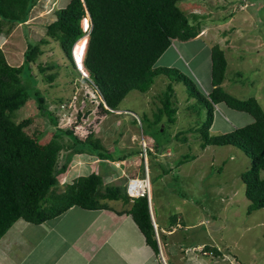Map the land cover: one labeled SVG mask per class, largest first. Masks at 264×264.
Masks as SVG:
<instances>
[{"label":"rangeland","instance_id":"obj_1","mask_svg":"<svg viewBox=\"0 0 264 264\" xmlns=\"http://www.w3.org/2000/svg\"><path fill=\"white\" fill-rule=\"evenodd\" d=\"M69 1L38 0L36 12H30L26 22L0 20V48L8 62L19 66L28 59L32 69L26 65L22 74L30 98L14 112L13 119L22 124L23 119L31 118L32 121L23 124V127L41 142L56 138L62 144L60 166L77 140L89 143L99 141L102 148L85 143L84 152L79 153V157L72 155L71 161L75 156L79 159L85 157L83 153H100L116 159L110 160L112 169L122 167L130 172L135 168L137 175L142 177L146 175L145 163L148 159L149 188L157 220L167 218L183 224L201 219H205V223L212 220L214 223L209 226L204 223L191 229L184 228L185 232L181 235L186 237V243H194L197 239L209 242L210 237L214 240L220 238L227 244L226 251L237 262L264 264V208L248 214L250 201L246 197L242 179V173L252 166L251 158L234 145L201 148L198 128L208 119V108L197 98L190 97L186 84L172 81L176 75L158 76L147 92L132 90L117 110L106 113L100 105L102 96L84 66L85 54L83 66L86 75L78 70L74 58L73 62L69 59L57 37L48 33L47 27L57 19L56 10ZM212 1L211 4L214 3ZM185 2L188 4L186 0L178 5L182 8ZM215 2L217 5L208 8L212 10V26L215 32L220 31L222 37L224 31L227 37L224 41L228 40L227 45L223 43L224 47L220 44L228 61L222 86L239 99L255 97L264 109V0H231V7L225 0ZM236 10L239 12L236 13ZM89 25L90 17L87 15L82 20V27L86 30ZM218 37L216 39L219 40ZM199 43L201 45L197 51L194 42L184 44L178 39L173 40L172 45L178 48L179 56L171 61L169 68L178 69L180 74L193 80L200 92L207 96L213 86L212 53L208 46ZM31 45L35 49L27 56ZM72 52L75 53V47ZM167 60L164 54L156 66L168 64ZM171 82L175 88L177 120L172 124L164 116L157 125L152 122L153 114L161 106L163 93ZM36 91L40 92V100L36 99ZM47 113L52 114L56 122ZM253 121L249 113L220 103L215 106L211 133L231 132ZM145 144L148 147L147 157ZM92 168L84 165L80 167V172L87 175ZM98 174L103 182L111 177V172L103 174L98 171ZM68 179L63 177L59 182L63 191L72 184ZM223 194H230L229 201L226 196L222 198ZM66 199L67 196H62L59 203Z\"/></svg>","mask_w":264,"mask_h":264},{"label":"trees","instance_id":"obj_2","mask_svg":"<svg viewBox=\"0 0 264 264\" xmlns=\"http://www.w3.org/2000/svg\"><path fill=\"white\" fill-rule=\"evenodd\" d=\"M37 1L0 0V20L26 22ZM181 1L186 0H70L56 10L57 19L47 27L48 33L57 37L73 62L74 44L88 32L83 29L82 20L89 15L91 30L84 66L102 96L100 105L106 113L117 110L132 90L147 92L158 76L176 75L172 81L186 84L190 97L208 108V119L198 128L201 148L234 145L251 158V168L242 173L245 194L250 201L248 213H251L264 208V109L255 97L242 100L224 89L228 61L218 44L211 48L213 89L207 96L178 69L156 66L173 40L188 41L200 33L199 27L190 23L178 5ZM31 48L27 56L35 49L32 45ZM30 64L28 59L19 66L10 64L0 48V238L20 218L40 224L73 206L102 209L107 206L106 200L123 199L125 203L132 201L130 214L148 244L159 253L147 196L131 198L126 189L115 185L103 190L102 176L95 172L80 176L70 184L62 195L67 199L61 203L62 196L53 195L52 189L65 176L72 155L84 152L85 143L99 149L102 146L99 141L77 140L60 166L62 144L56 138L41 142L27 133L23 124H29L31 118L23 119L22 124L13 119L14 112L30 98L22 79L25 66L31 69ZM174 94L173 83H168L162 104L153 114V123L158 125L164 116L169 123L176 122L178 110ZM36 95L40 100L39 91ZM220 103L249 113L254 121L231 132L212 134L215 106ZM39 107L44 110L40 102ZM47 114L55 121L52 114ZM98 156L109 158L100 153Z\"/></svg>","mask_w":264,"mask_h":264},{"label":"crops","instance_id":"obj_3","mask_svg":"<svg viewBox=\"0 0 264 264\" xmlns=\"http://www.w3.org/2000/svg\"><path fill=\"white\" fill-rule=\"evenodd\" d=\"M215 1H212L214 3L211 4L210 0H188L189 6L186 2L184 3L185 6L182 9L190 23L199 27L200 33L195 38L180 42H184V44L194 42L197 51L201 45L199 42L210 49L216 44H221L223 47V43L227 45L228 40L224 41L227 38L224 31L222 37L220 31L215 32L216 29L212 26L213 16L210 15L212 10L208 8L213 4L217 5ZM225 2L226 4L230 3V7L232 6L231 0H225ZM36 6L38 7L39 4L34 6L32 13L36 12ZM230 17L232 18V15ZM209 21H211L210 24ZM214 35L217 36L213 37ZM217 37L219 40L216 39ZM221 45L220 47L224 50ZM178 52V48L171 45L164 53L169 59L167 60L168 64L162 67H169L171 61H175V57L179 56ZM163 55L159 60H162ZM212 89L213 86L210 91ZM121 110L126 111L125 109ZM83 154L86 156L81 159L78 158L79 153L74 154L78 157L75 156L74 160L70 162L64 176V179L69 178L68 182L73 183L80 176H86L80 172V167L84 165L93 167L92 169L97 174L98 171L103 174L111 172L108 181L104 180L103 187L115 185L121 188L123 186V189H126L128 178L138 176L135 168L130 172L125 171L122 167L112 169L110 165H113L110 160L115 161L114 158H102L98 156V153ZM153 154L155 155V153ZM145 164L148 166V159ZM93 170L87 175L93 173ZM148 171L150 172L149 167ZM65 181L67 182V180ZM58 187H54L52 192L54 196L60 198L66 188L63 191V186L59 184ZM223 196H226L228 201L231 197L230 194H223V199ZM105 203L107 206L102 209H85L73 206L62 214L40 224L29 222L24 218L18 219L0 238V264H242L237 262L230 252L226 251L227 244L220 238L214 240L210 237L209 242L205 239H197L194 243L188 244L191 241L186 243V237L181 235L185 232L184 228L191 229L197 224L204 225L205 219L188 224L172 219L170 221L167 218L157 220L151 198L150 211L157 224L159 235L157 240L160 252L157 253L148 244L145 235L129 212L132 201L125 203L123 199H114L106 200ZM206 222L205 224L208 226L214 223L212 220H206ZM208 234L207 228V236Z\"/></svg>","mask_w":264,"mask_h":264},{"label":"built area","instance_id":"obj_4","mask_svg":"<svg viewBox=\"0 0 264 264\" xmlns=\"http://www.w3.org/2000/svg\"><path fill=\"white\" fill-rule=\"evenodd\" d=\"M147 145H144V151H145V157H147ZM150 148V147H149ZM146 175L139 177V176H133L130 177L127 181V185H126V192L130 197H143V196H147L150 200L151 197V188H149V186L147 184L150 183V177H149V171H148V167L146 166ZM154 223V227L156 230V235L157 238H159L158 235V229H157V224Z\"/></svg>","mask_w":264,"mask_h":264},{"label":"bare ground","instance_id":"obj_5","mask_svg":"<svg viewBox=\"0 0 264 264\" xmlns=\"http://www.w3.org/2000/svg\"><path fill=\"white\" fill-rule=\"evenodd\" d=\"M91 24V22H90ZM90 26V25H89ZM88 29V28H87ZM86 29V30H87ZM88 40H89V36L88 34L84 35L82 39H80L79 41H77L74 44L75 47V53H74V59H75V63L77 65L78 70L83 74L86 75V70L84 69L83 66V56L85 54V50L87 48V44H88ZM129 179V178H128ZM128 181V180H127ZM150 187V183L147 184Z\"/></svg>","mask_w":264,"mask_h":264},{"label":"clouds","instance_id":"obj_6","mask_svg":"<svg viewBox=\"0 0 264 264\" xmlns=\"http://www.w3.org/2000/svg\"><path fill=\"white\" fill-rule=\"evenodd\" d=\"M90 30H91V27L89 26L88 27V29L87 30H85V31H88L87 32V34H88V36H89V32H90ZM113 110V109H112ZM145 167H146V165H145ZM58 187V186H57ZM56 188V187H55ZM67 189V188H66ZM131 198H133V197H131ZM149 199V198H148ZM150 201H151V197H150V200H149V203H150ZM154 222V221H153ZM158 239V238H157Z\"/></svg>","mask_w":264,"mask_h":264},{"label":"water","instance_id":"obj_7","mask_svg":"<svg viewBox=\"0 0 264 264\" xmlns=\"http://www.w3.org/2000/svg\"><path fill=\"white\" fill-rule=\"evenodd\" d=\"M152 216V215H151ZM152 220L154 221L153 217H152Z\"/></svg>","mask_w":264,"mask_h":264}]
</instances>
